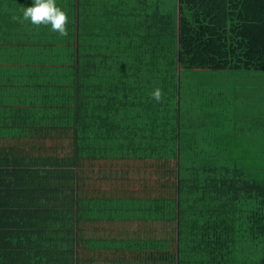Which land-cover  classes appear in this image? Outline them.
I'll return each mask as SVG.
<instances>
[{"label":"trees","instance_id":"16d2710c","mask_svg":"<svg viewBox=\"0 0 264 264\" xmlns=\"http://www.w3.org/2000/svg\"><path fill=\"white\" fill-rule=\"evenodd\" d=\"M64 1L68 37L0 30V128L10 117L29 129L14 147L0 132V264H264L263 149L247 160L241 129L219 123L228 94L183 92L187 70L264 71V0H103L104 16L90 12L97 0ZM22 79L46 100L15 101ZM29 142L41 151L33 164ZM106 158L132 159V231L98 243L82 237L80 175ZM24 170L51 178L34 204L15 201ZM106 248L116 256L97 258Z\"/></svg>","mask_w":264,"mask_h":264},{"label":"crops","instance_id":"0c3cea01","mask_svg":"<svg viewBox=\"0 0 264 264\" xmlns=\"http://www.w3.org/2000/svg\"><path fill=\"white\" fill-rule=\"evenodd\" d=\"M20 88L22 87L20 86ZM40 91L41 89H39L38 85L36 86L34 82L29 81L24 87L23 92L21 89H19V91H16L17 95L14 100H18L17 96L23 95L22 93L28 92H32V95H27L39 97ZM13 111L14 109H12L11 112L13 113ZM11 112H9V116ZM10 120L11 118L9 117L8 122H6L5 126L7 128L5 130L0 128V132L8 131L9 134L14 135V137L8 136L10 143L14 147L18 146L21 143L22 140H19V137L23 134L26 135L29 129L27 126L24 128H15L13 125H11ZM22 148L23 150H28L26 154L31 151L30 158L26 160L28 161L27 164H33V162L35 163V161L38 159L37 157L41 153V151H39L38 145L35 146L33 143L29 142L26 145L23 144L20 149ZM23 158L24 157H21L22 160ZM126 160L127 161H120L114 158H106L100 160L96 165H90L88 169L84 170L81 173L80 204H83L84 206V211L82 210L83 212L81 214L82 237H85L86 239L88 237L100 243L102 238H113L111 234L115 227H121L124 230L132 231V194L127 192V190H132V159ZM40 173H42V171H18L16 177H26L24 183L27 187L23 189V192L21 194L16 192V194L19 195L15 198V201H19L17 204L24 205V203L26 202L34 204L43 196H45V190L49 191V189L45 185L48 180H51V178H46L41 181ZM119 188L123 189L124 192L122 196H116V198H114L115 195L119 194ZM17 189H20V186ZM48 197L51 198L50 206H53L55 203H57V201L59 202L57 194L55 196L54 194H52V196L48 194ZM90 201L94 202L95 205L100 204V206H104L102 209L99 208L95 210L92 207H87ZM110 203L112 204V206L110 207L113 209H106L105 205L108 206V204ZM88 210H91V214H89ZM109 210H115L116 212L115 216L112 219L104 217V211ZM100 214L102 215V217L99 216ZM110 229V232H106ZM129 236L132 239V233ZM121 237L123 238V235H121ZM124 237L129 238L128 236ZM116 255L117 257H132V247L130 246L126 250V252H118V254ZM116 255L113 254L112 249L106 248V250L102 251V253L99 254L97 258H112ZM87 256H89V254H87ZM123 261L125 260L121 261L123 264H132V261H127L126 263ZM95 263L105 264L101 261H97Z\"/></svg>","mask_w":264,"mask_h":264},{"label":"rangeland","instance_id":"374dc122","mask_svg":"<svg viewBox=\"0 0 264 264\" xmlns=\"http://www.w3.org/2000/svg\"><path fill=\"white\" fill-rule=\"evenodd\" d=\"M111 0H108L110 3ZM114 1V0H112ZM4 4V8L8 9V13L3 17H0V30L1 28L6 29L5 33L12 34L7 31L8 28L21 29L23 32L42 31V39L48 37H53L50 33H53L50 29V26H40L36 27L30 22H25L21 24L12 19L13 15H22L21 9L29 7L32 5L33 0H1ZM64 0H57V4L65 8ZM93 6V9L90 11L96 15L102 14L103 9V0H97L90 5V8ZM87 10V9H85ZM69 20H70V15ZM102 18V17H100ZM103 22L98 24V26H103ZM68 28H71L68 26ZM21 36L23 33H19ZM24 81L23 85L20 88L23 92L24 87L27 85L28 81ZM183 92H193L195 86L200 87L201 92L203 86L213 87L214 89L224 92L230 96V101L228 104L231 107L230 119L226 117L218 109V113L215 116H218L219 123L223 126L225 131L236 130L240 128V144L243 147H240L241 151L245 154H248L247 160H252L253 158L250 154L253 153L254 148L263 149L259 154L255 155L257 159L264 160V146H250L253 142L264 139V71L259 70H187L185 72V77L183 80ZM57 90V87H52V90ZM41 98L46 100V95H40ZM184 102V101H183ZM222 102H218L220 104ZM209 121V120H208ZM214 123V122H213ZM211 123L210 126L214 127L217 124ZM209 124V123H208ZM253 130L252 133H246L248 130ZM238 132V131H237ZM251 148V150H250ZM104 239H101V241ZM100 241V242H101Z\"/></svg>","mask_w":264,"mask_h":264},{"label":"clouds","instance_id":"9594fccd","mask_svg":"<svg viewBox=\"0 0 264 264\" xmlns=\"http://www.w3.org/2000/svg\"><path fill=\"white\" fill-rule=\"evenodd\" d=\"M22 15H13L12 19L21 24L30 22L36 27L50 26L52 32L60 37L69 36V16L65 8L57 4V0H33L31 6L21 9ZM153 99H163L162 89L156 88L151 93Z\"/></svg>","mask_w":264,"mask_h":264}]
</instances>
